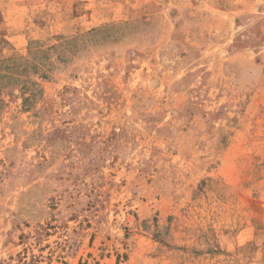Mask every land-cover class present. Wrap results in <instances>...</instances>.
<instances>
[{"label": "rangeland", "instance_id": "374dc122", "mask_svg": "<svg viewBox=\"0 0 264 264\" xmlns=\"http://www.w3.org/2000/svg\"><path fill=\"white\" fill-rule=\"evenodd\" d=\"M0 264H264V0H0Z\"/></svg>", "mask_w": 264, "mask_h": 264}]
</instances>
